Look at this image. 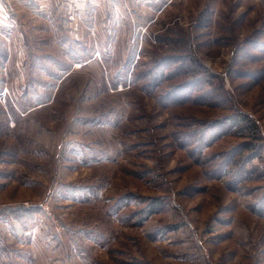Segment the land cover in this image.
Segmentation results:
<instances>
[{
    "label": "rangeland",
    "instance_id": "1",
    "mask_svg": "<svg viewBox=\"0 0 264 264\" xmlns=\"http://www.w3.org/2000/svg\"><path fill=\"white\" fill-rule=\"evenodd\" d=\"M263 131L264 0H0V264H264Z\"/></svg>",
    "mask_w": 264,
    "mask_h": 264
},
{
    "label": "trees",
    "instance_id": "2",
    "mask_svg": "<svg viewBox=\"0 0 264 264\" xmlns=\"http://www.w3.org/2000/svg\"><path fill=\"white\" fill-rule=\"evenodd\" d=\"M5 56V55H4ZM243 118H245V119H238V118H236V117H234L233 119H231V124H237V125H241V124H244V122H247L248 120H247V118L246 117H243ZM243 126H245V124L243 125ZM241 127V126H240ZM261 139V138H260ZM261 144H264V141H263V139H261ZM250 143H247V144H245V145H249ZM261 146H263V145H261Z\"/></svg>",
    "mask_w": 264,
    "mask_h": 264
},
{
    "label": "built area",
    "instance_id": "3",
    "mask_svg": "<svg viewBox=\"0 0 264 264\" xmlns=\"http://www.w3.org/2000/svg\"><path fill=\"white\" fill-rule=\"evenodd\" d=\"M262 139H263V141H264V131L262 132Z\"/></svg>",
    "mask_w": 264,
    "mask_h": 264
}]
</instances>
